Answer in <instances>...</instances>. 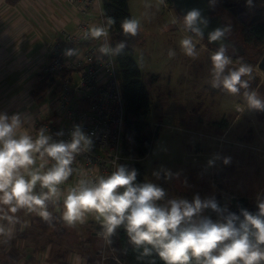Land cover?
<instances>
[{"label": "clouds", "instance_id": "clouds-1", "mask_svg": "<svg viewBox=\"0 0 264 264\" xmlns=\"http://www.w3.org/2000/svg\"><path fill=\"white\" fill-rule=\"evenodd\" d=\"M251 5L252 0H246ZM114 23L91 25L83 34L85 39H102L101 55H119L126 47L124 41L108 43V27ZM188 33L179 40V47L188 57L197 55L194 38L203 37L207 21L197 9L182 18ZM140 27L137 18H124L120 29L135 36ZM229 29L215 28L208 41H219L211 52L210 87L229 94H241L248 110L264 111V97L250 88L252 66L241 61L229 67L232 58L222 41ZM77 48L65 50V56H76ZM168 56L175 55L168 50ZM243 90V91H242ZM32 118L0 112V245H7L18 231L29 227L23 216L34 214L50 227L59 220L67 226L84 224L89 217L97 222V236L105 245L113 243L117 230H123L128 243L138 252L137 260L149 258L148 264H264V196L257 195V212L241 208L239 214L222 207L215 197L201 198L199 194L186 198L171 196L151 180L137 182V171L118 164L107 175L89 178L84 169L73 167L76 156L88 152L93 140L80 125H73L68 139H53L48 129H34ZM57 137L64 132L58 131ZM215 156L209 159L212 166ZM223 164L230 157L222 158ZM74 184L66 182L73 174ZM165 180L173 174L165 169L153 172ZM51 206V207H50ZM216 213V219L205 215ZM58 213V215H54Z\"/></svg>", "mask_w": 264, "mask_h": 264}, {"label": "rangeland", "instance_id": "rangeland-1", "mask_svg": "<svg viewBox=\"0 0 264 264\" xmlns=\"http://www.w3.org/2000/svg\"><path fill=\"white\" fill-rule=\"evenodd\" d=\"M128 1L132 18L140 20V39L133 48V59L142 72V80L151 96L152 111L148 121L154 130L156 126L160 128L151 151L140 160L146 167V179L159 184L169 197L191 200L199 194L202 199L215 197L217 201L228 202L231 197L242 196L257 204V195H261L264 189V111L248 110L241 94L233 95L210 87L209 56L216 48L208 45L204 39L194 38L197 55L188 57L183 53L179 40L188 33L183 30V17L174 10L172 3L168 0ZM235 6L240 9L242 20L234 17L236 28L234 31L233 28L229 29L228 34L244 47V53L234 58V50L228 48L227 54L232 58L229 67H237L241 60L251 65L253 79L249 82L250 88L256 89L264 97V71L258 66L264 54V45H248L240 34L241 25L252 20L257 13L237 4ZM91 16L96 17L91 12L85 17L76 14L74 21ZM225 21L227 24L231 22L229 19ZM39 33L41 37L42 32ZM50 42L51 37L45 42V47ZM169 49L174 50V56H168ZM21 52L23 49H17V54ZM38 72L39 68L31 74V78L30 73L25 72L26 81L33 80L34 87L38 82ZM59 80L56 77V83ZM52 88L50 85L43 96L34 101L39 106L51 108L54 96ZM34 109L36 106L31 108L32 111ZM224 120L227 128L217 125L216 122L224 123ZM215 156L221 159H216L209 166V159ZM223 157H230V163L223 164ZM160 169L170 171L173 178L165 180L161 173L157 179L153 172ZM204 214L207 215V210ZM29 222V227L22 230L25 234L21 237L24 238H17V232L9 244L0 245V253L3 247L23 253L27 244H33L31 247L39 250H43V246L51 247L54 251L51 255L45 254V257L52 258L63 246L66 249L73 244V247H77V244L80 246L82 235L93 241L88 247L89 252L101 248L102 241L92 237L89 232L82 233L80 227L78 235L67 226L62 225L63 230L56 227L44 229L36 221ZM80 250L86 253L82 248ZM97 257L100 261L102 256ZM18 262L27 264L22 260Z\"/></svg>", "mask_w": 264, "mask_h": 264}, {"label": "built area", "instance_id": "built-area-1", "mask_svg": "<svg viewBox=\"0 0 264 264\" xmlns=\"http://www.w3.org/2000/svg\"><path fill=\"white\" fill-rule=\"evenodd\" d=\"M65 1L74 17L76 14L85 17L88 12L95 13L96 17L76 19L72 30L61 31L62 36L47 45L49 61L41 71L58 76L60 80L52 83V107L35 123L33 130L44 127L53 139H68L73 125H80L91 135L93 145L88 152L76 156L73 167L84 169L89 178H94L107 175L118 164L132 161L123 153L125 103L116 55L99 53L102 39L83 37L91 25L105 24L102 0ZM107 41L113 45L109 27ZM74 47L78 49L76 56L64 55L66 49ZM58 131H63L64 136L57 137ZM76 179L74 173L66 184H74ZM111 250V245L102 242V262L112 256L123 264L113 253L108 255Z\"/></svg>", "mask_w": 264, "mask_h": 264}, {"label": "crops", "instance_id": "crops-1", "mask_svg": "<svg viewBox=\"0 0 264 264\" xmlns=\"http://www.w3.org/2000/svg\"><path fill=\"white\" fill-rule=\"evenodd\" d=\"M70 11L71 8L65 0H18L14 4L8 0H0V112L8 115L14 113L28 115L32 118L34 126L41 117L48 114L49 108L39 106L38 102L34 101L35 83L33 80L26 81L28 78L25 72L30 73L29 78L37 68H39L38 74L42 72L41 67L49 61L48 47L46 46V50L45 42L50 37L52 42L62 36L61 31L72 30L75 26L74 15ZM39 31L42 32L41 37ZM17 49H23V52L17 54ZM34 106L36 109L32 111L31 108ZM28 217L25 218L36 221L34 214H29ZM96 224L97 222L89 217L82 225H62L74 229L75 234L79 235L78 227H80L82 233L86 231L92 237L99 238L94 229ZM100 240L103 242L102 239ZM91 243H93L92 240L82 235L80 246L77 244V247H73V244L67 249L63 246L60 249L62 251L58 255L59 258H55L59 250H56L54 257L48 258L45 254L47 256L52 254L54 250H51V247L38 249L32 254L34 260L29 264H96V260L97 264H104L106 260L102 262V245L99 251L96 249L91 253L88 251ZM32 245L24 247L25 253L29 254L26 258L35 250L31 247ZM81 248L86 253H82ZM97 255L102 256L100 261Z\"/></svg>", "mask_w": 264, "mask_h": 264}, {"label": "trees", "instance_id": "trees-1", "mask_svg": "<svg viewBox=\"0 0 264 264\" xmlns=\"http://www.w3.org/2000/svg\"><path fill=\"white\" fill-rule=\"evenodd\" d=\"M13 4L18 0H8ZM237 5L241 6L245 10H255L257 13L252 20L247 21L241 25L240 34L243 41L252 46L264 45V0H252V4H246V0H233ZM168 2L171 3L170 0ZM103 14L106 21L107 18H112L114 23L109 26L110 36L115 45L117 42L124 41L126 44L125 49L116 55L120 83L125 103V125L123 130V153L127 158H131L132 161H127L124 165L128 168H134L137 171V182L146 180V167L140 163V160L146 157L152 149L153 142L159 136V127L156 130L153 129L152 124L148 121V117L152 111V101L149 89L142 80V72L138 64L133 59V48L140 39L139 31L135 36H129L122 32L120 29V22L124 18L131 17L129 1L128 0H102ZM239 12L240 9L238 8ZM237 58V57H234ZM242 59V58H240ZM243 61V60H241ZM39 80L33 89L34 96L42 97L46 92V89L55 81L56 77L49 74L40 72L38 74ZM153 79L155 76L152 77ZM50 80V83L48 82ZM225 121V120H224ZM221 128L225 127L226 121L216 122ZM264 196V189L261 193ZM227 201L218 200V203L222 207H226L229 211L232 208L240 210L241 208H253V213L257 212V204L251 203L247 197H231ZM51 207V206H50ZM54 215H58L54 212ZM207 215L216 219V213L207 210ZM36 222L44 229L50 228V226L43 222L39 217H35ZM63 222L54 221V227L62 229ZM96 232L99 230V226L94 228ZM63 230V229H62ZM61 231V230H60ZM17 238L25 234L23 231H18ZM113 243L112 253L120 259L123 264H148L149 258H145L143 261L137 260L138 252L134 251L132 246L128 243L127 237L123 230H117L112 237ZM4 246V245H3ZM29 247V244L26 245ZM31 255L23 253L19 250L2 249L0 253V264H19V260H25L27 264L34 260L32 254L39 248L33 247ZM44 248V246L42 247ZM59 250L55 255V258H59ZM104 264H119L112 256L106 259ZM156 264H162L158 259Z\"/></svg>", "mask_w": 264, "mask_h": 264}, {"label": "water", "instance_id": "water-1", "mask_svg": "<svg viewBox=\"0 0 264 264\" xmlns=\"http://www.w3.org/2000/svg\"><path fill=\"white\" fill-rule=\"evenodd\" d=\"M172 3V7L174 10L180 15L184 16L189 10L197 9L200 11L201 16L207 21V27H203V37L202 39L205 40V42L214 47L218 48L220 42L214 41L209 42L207 37L208 33L215 28H224L227 27L228 29H231V25L227 24L222 15L217 13V7L216 4L212 0H170ZM224 44H226L229 47H235L234 55L232 56H240V54L244 53V47L240 44H237L234 42V40L230 39L229 34L227 33L226 38L222 41ZM259 68L264 71V54L259 60L258 63ZM249 212L253 213V208H246ZM231 212L239 214V210H236L234 208L231 209Z\"/></svg>", "mask_w": 264, "mask_h": 264}, {"label": "flooded vegetation", "instance_id": "flooded-vegetation-1", "mask_svg": "<svg viewBox=\"0 0 264 264\" xmlns=\"http://www.w3.org/2000/svg\"><path fill=\"white\" fill-rule=\"evenodd\" d=\"M215 1L216 3L214 1L213 2L216 4L218 14L222 15L224 21L225 19H229L231 21L229 24L231 25L234 31L236 28V23L233 21L234 20L233 18L235 17V19L242 20V15H239V10L235 6L236 3L233 0H215ZM229 37L230 39H232L231 35H229ZM234 42L237 43L235 40ZM229 48L235 50V47H229Z\"/></svg>", "mask_w": 264, "mask_h": 264}, {"label": "bare ground", "instance_id": "bare-ground-1", "mask_svg": "<svg viewBox=\"0 0 264 264\" xmlns=\"http://www.w3.org/2000/svg\"><path fill=\"white\" fill-rule=\"evenodd\" d=\"M218 13V12H217ZM116 62H117V60H116ZM124 120H125V114H124ZM124 125H125V123H124ZM124 165V164H123Z\"/></svg>", "mask_w": 264, "mask_h": 264}]
</instances>
